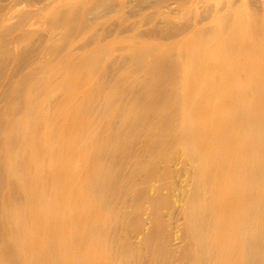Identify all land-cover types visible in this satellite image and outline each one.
Returning <instances> with one entry per match:
<instances>
[{
    "label": "bare ground",
    "instance_id": "obj_1",
    "mask_svg": "<svg viewBox=\"0 0 264 264\" xmlns=\"http://www.w3.org/2000/svg\"><path fill=\"white\" fill-rule=\"evenodd\" d=\"M50 1H48V3ZM21 2L20 4H22ZM48 3H46V5ZM106 3H109V2H106ZM91 7H93V5ZM95 8H92V9H95ZM93 12L90 11V13L92 14ZM5 19H6V15L1 17L0 23L2 24V22H4V24L2 25H5V21H4ZM98 19H101V18H98ZM259 25L253 28H257V30H254V31H257L256 33L259 35V37L260 36L262 37L257 38L254 31L251 30V32H249V35L251 37L250 40H246V41L243 40L241 42L236 40L238 41V43H235L236 42L235 41L234 45L232 41L234 39H230V38H235L234 35H230L228 33H225V35L223 34L222 38L224 40V36H225V40H224L225 44L226 45L228 44L229 46H225V47L221 46L220 50H218L219 51L218 56H212L211 55L212 53H211L210 56L207 55V56L197 57L196 55L197 53H195V56H192V57H190V55H192L190 54L189 55L190 58H189L187 57L188 52L187 54L185 53L187 55L185 56V58L186 57L187 59L189 58L188 59L189 61L190 59L194 60L193 66H191L190 64L191 62L188 61L189 63L187 65V68H185V71H184L185 75L183 73V76L186 78L185 80H187L189 88L192 89L194 92L191 93L187 91L185 88L187 84H185L184 86L185 80L183 81L184 83L181 81L184 86L183 88L185 89V91L181 93L180 95V100L182 102V107H181L182 113L174 112V105H176L174 104V102L176 103L174 98H176L179 95V92H180L179 88H176L173 90L170 87L167 89L168 90L167 93L160 92L150 102V104L153 107L156 106L154 108L160 107L161 109H165V106L167 105L168 106L166 107V110H167L166 115H164V117L161 115L160 119H163V120H160L158 118L159 120L153 122V121H150V118H147V120L149 119L148 122L152 124L151 127L153 126V129L156 128L159 131L158 134L150 133L152 128L149 129V127L145 124L146 131H149V136H148L149 141H148V146L144 149H141V152H145V154L148 153L147 155H150L151 153L155 154V151H157L158 149L156 147L165 146L164 155L159 156L160 158L158 157L160 159L159 160L160 167L157 166L158 167L157 168L154 166L151 168L152 166L151 165L150 166L151 169L145 175V182H144L145 194L143 193L145 195V199L149 200V197L152 198V194L155 191H157L155 185L159 181H161L163 186L168 185L169 183L170 186H172L174 189V187L177 184V183L176 184L174 183L175 185L172 184V181L174 182V178L179 177L181 179V177L182 178L188 177V175L190 178V179H187L186 181L184 180L186 187L185 185L184 186L181 185V187H178L179 185L178 184L177 185L178 190H177V187H175L177 191L173 190L174 192L171 193L173 199H175L174 195L180 196V200L175 199V203L176 202L181 203L184 207V209H182L183 214L185 216L184 238L188 242L186 243L189 244V246H193V250L190 249V247L188 249L185 248L186 250L184 249L185 250L184 253L180 255V258L179 260L176 261L177 262L176 264H264V26L261 27ZM258 27L259 28L261 27L260 30ZM212 30H214V28ZM251 33L252 34L254 33L253 35L256 37H253ZM149 34H153V33H149ZM214 35L216 36L213 38L214 40L212 41H215L214 44L217 43V45H220L218 41L215 39L218 37L217 36L218 34H214ZM206 36H203V37H206ZM95 38L98 40L97 37ZM101 39H103V37H101ZM102 41L103 40H101V42ZM111 41H113V38ZM84 42L83 44H86ZM192 43L194 42L192 41ZM194 44H192L193 47H194ZM217 45L216 47H218ZM184 47H187V46H184ZM184 47L183 45L181 47L183 48V52H184ZM96 49H98V47ZM188 50H190L189 52H191V48L189 49L188 47ZM98 51L100 50H97V52ZM136 51L137 50H135V53ZM228 51H229V56H221L220 52L227 53ZM230 51H232L233 56L230 55ZM90 52L89 54H92L94 51L92 53ZM253 52L259 53V55L254 54L255 56H253L252 54ZM250 53H251V56H250ZM203 54L206 55L205 53ZM67 55L70 56V57L68 56L70 59L71 54L69 52H67L66 56L64 55L63 57L67 58ZM86 56L88 57L87 54ZM72 57L74 56L72 55ZM74 58L72 59V61L76 60ZM76 58H79V57H76ZM89 58L86 59V64ZM25 59L22 61H25ZM112 59L114 58L112 57ZM133 59H136V58H133ZM168 59L169 57L167 58V60ZM30 60H29V64H30ZM65 61L63 59L59 63V65L61 63L64 67L68 65L69 63L67 62L68 64H66ZM72 61L70 62L71 66H72ZM113 61L112 63H114ZM55 63L57 62L54 61V65ZM73 63H75V61ZM79 64L81 63L79 62ZM79 64L78 66L80 68L81 65ZM45 65H46V62H45ZM189 65L191 66V68ZM185 66L186 64H184V67ZM61 67L60 69H62ZM71 68H70V71H71L70 73H72V70H73V69L71 70ZM197 68H200V69L197 70ZM10 69H12V67ZM14 70H10V71L14 72ZM48 70L49 71L51 70L50 72L52 73L55 72V71H52L53 68L51 69V66ZM77 70L79 71L80 69H77ZM216 70L222 71V72L220 71L221 73L218 71L220 74H217L219 75L218 77H220V79H216L215 77L213 78L212 76L213 72H214L213 75H215V73L217 72ZM63 71L64 69L61 72H58V71L56 72L61 74ZM1 73H4V72H1ZM18 73L20 72H16V77ZM59 74H57L58 76H56L55 78H58V77L60 78L61 76H59ZM75 74H73V76ZM136 74L137 73H135V76ZM49 75L51 77V74ZM68 75L70 76V74ZM129 76L131 77L130 74ZM41 77H43L44 79L40 78L37 80L35 79V77H32V79L28 83L27 88H30L31 93L29 92L30 95L28 97H27V94H25V101H23L24 103L20 107V112H19L20 115L16 118H11V119L6 118L8 120H6L4 128H1L0 126V264H111L109 261L110 259L109 256H111L113 245L115 243L117 244V241H116L117 235L115 234H118V233H117V230L111 231L109 222L111 221L110 216L112 212L115 213L117 211V207L114 204L116 202L115 199H117L118 196L120 197V195H118L119 194V188H118L119 183L116 180L115 173L109 172L108 174V171H110L113 166H110L109 164L110 170L108 169L106 170V168L104 170L103 169L101 170L100 163H102L103 161L100 162V160L102 159L105 160V159L110 158L113 165L115 166L120 165L122 169L125 168V162L127 160L126 161L124 160L125 156L121 157L120 160L115 159V158L112 159L111 158L112 156L110 157V155H113L111 154L113 152L112 151L113 149L110 146L108 147V145L106 146L101 145L99 138L94 135L95 132L94 133L91 132L93 131V129L90 127L92 126L90 125L91 124L90 119L86 117L87 115L85 113L86 111L84 112L86 115L85 114H84L85 116L83 115L84 118L82 116L79 117V115H76L77 117H79V118H76L77 120L74 118V120L76 121L72 120V117H69L70 110L67 111L68 109L66 110L65 105H71L72 103L77 101L78 96L80 95L77 92V89L76 90L71 89L69 90V93L67 92L68 95L66 96V99H65V102L67 104H65L62 107L61 111H59L57 114L52 115L51 114L52 105L50 106L51 101L53 102V100L56 99V98L54 99V97L57 96L56 93L57 94L61 93L59 92L61 88L62 89L65 88V90L67 89L66 86L63 85V84H66L65 83L66 80L63 82L62 86H60V83L62 82L61 80H64V79L61 78L57 80L58 81L57 84L60 82L59 83L60 88L57 91L58 88H55L54 87L55 85L53 86L46 85V87H43V88L42 86L40 87L39 85H42L43 82H46L48 81V79H50V77H47L48 79L45 78L44 76H41ZM66 77L68 78V76ZM11 78H13V76H11ZM55 78L51 80H55ZM73 78L74 77H72V79ZM130 79L131 78H129V81ZM7 80L8 81L6 83H9V81H12V79H7ZM16 80H18V78ZM124 80L126 79L124 78ZM150 80H151V77H150ZM170 80L171 82L173 81V79H170ZM170 80L159 82L160 87L161 88L164 86L167 87L168 82ZM178 80H179V77L177 78V81ZM218 80L222 81L221 87H219L221 83L219 86L217 85ZM5 81L6 80H4V83ZM117 81L119 82L120 80H117ZM121 81H123V79ZM133 81L131 82L133 83ZM118 82L116 83L119 84L120 82L119 83ZM139 82L141 83V81ZM71 85L72 84H70V86ZM129 85L131 86V84ZM145 85L147 86V82ZM82 86L83 85H81V87ZM99 88L100 87H98V89ZM41 89L43 91L42 94L44 93L43 95L45 96L44 102H40L38 99L37 91L39 92V90ZM81 89H83V87ZM84 89L88 91L87 88H84ZM26 91L25 93H28ZM86 91H81V94L83 92L82 96H84V93ZM92 91L90 92L94 93V90ZM118 91H117V94L119 93ZM21 92H22V89H21ZM145 93H148V91L144 92V94ZM87 94L89 95V92H86V96ZM144 94L143 95L141 94L142 97L140 96L142 99H143ZM5 95H6V92H3L2 95H0V103H3L2 101L5 99L4 98ZM39 95L41 97L43 96L40 94V92H39ZM82 96L80 97L83 98ZM7 97H9V95ZM146 97L147 95L145 96V99ZM89 98L86 97V101H88ZM141 98H140V101H141ZM209 99L214 100L215 103L220 101L221 108H215L214 107L216 106L215 104L212 107L211 106L209 107L207 105V102ZM97 100H99V98L96 99V101ZM223 100L225 101V104L222 103ZM5 102L6 101H4V103ZM61 102L63 101L61 100L60 103ZM80 102L78 100L75 103L74 108L78 107L77 105L79 104L81 106L83 102L85 101L81 99ZM63 104L64 103H62V105ZM169 104H171V108H173V110L171 111L169 110V107H170ZM138 105L140 106V104ZM116 106L121 107V109L123 110L128 109V107L126 108L127 104L125 108L124 107L122 108V105L120 106L118 104H116L115 107ZM96 107H94L93 105L91 107H86V109L89 108L88 114H92L91 112L92 109L93 108L95 109ZM70 108L71 106L69 107V109ZM83 108H84V104L82 105V109ZM99 108L101 110V107ZM86 109L84 108V110ZM107 109L109 108H105L104 106L103 112H105V110ZM121 109H118L122 111L121 113L115 112L116 113L115 114L112 111V115L114 114L118 118H114V115L111 118H114L115 120L120 119V115L124 112ZM62 111H65L67 113H64ZM109 111L107 112L108 114H109ZM133 111H136V110H133ZM14 112L16 113V111ZM72 112L73 111L71 110V113ZM78 112L80 113L79 109H78ZM3 114H5V111L0 109V118ZM101 115H102V112H101ZM208 115L211 117L210 121H206V118L208 117ZM4 116L6 115H3V117ZM122 116L124 115L122 114L121 117ZM143 118L145 120V117H142V119ZM203 119H205V121ZM111 121L113 122L114 120L111 119ZM122 121L123 119L122 120L120 119V122ZM136 121H135L136 124L131 125V128H130L131 133L128 134V136H126V137H129V139L126 138L125 140V134H124V129H123L124 127H120L119 129H117V127L119 126V122H118V125H116L117 127L116 128L114 127L113 124H115L117 121H115V123L113 122V124L107 123V124H110V127L108 128L109 136L112 135V137H114L118 142L120 143L122 142L121 144L125 143L124 147L128 144H131L132 140H136L132 138H134V135H138L136 134L138 128L139 127L142 128L141 126H143V124L141 123L142 121L140 120H136ZM103 122L101 123L103 124ZM107 122H109L108 119H107ZM96 123L97 122H95V124ZM104 125L106 126V124ZM167 125L172 126V127L169 128ZM134 128H137V130H135L136 131L135 134L133 133ZM96 129L98 130V127H96ZM100 129H102V127H100ZM143 132H145V130H143ZM115 139L114 141H116ZM127 140H128V144L124 142ZM112 143L114 144V142ZM112 143H109V144L111 145ZM115 144L117 146V143ZM126 148H128V146ZM177 148L182 150V153H184L182 156H184L185 159H183V161L181 160V162L178 160L179 156L177 154L176 155L174 154V150H176ZM146 150H147V153H146ZM108 151L110 152V154ZM92 152L98 153L97 157H99V159L95 160V158H93L94 161H91L90 163L89 161L88 162L84 161L86 156ZM152 154L150 155L151 158L155 159V155L153 154L154 157H152ZM93 155L91 157H93ZM114 155H117V154L115 153ZM156 155H158V153ZM143 158L144 157H142V161H143ZM138 160L141 162V159H138ZM130 163H126V164H130ZM141 163L143 164L144 162H141ZM104 164H106V161ZM102 166L105 167V165H102ZM130 166L129 168H132ZM141 166L139 167L138 165H135V167L133 168H136V167L141 168ZM174 167H177V168H174ZM189 171L191 172V174H189L190 173ZM132 172H131L132 175L128 174V176L130 175V177H128V179L130 178L128 181L134 180L137 175V172L134 173V169ZM134 174L136 175L134 176ZM132 176L134 177V179H131ZM125 181L127 182V180H124V182ZM191 183H192V186H191ZM134 187L136 186H133V188ZM148 189H149V192H148ZM160 191H158L159 193H157V195L160 194ZM122 198H123V195H122ZM142 202H146V200ZM142 202H139V204H141ZM173 204H171L172 207L175 206V205L173 206ZM152 205H153V202H152ZM168 206H169V203H168ZM86 208L87 209L91 208L92 213L85 211ZM118 210H119V206H118ZM106 211L107 213L105 214ZM164 211H167V210H164ZM108 213H110L109 216H107ZM144 216H146V214ZM116 221L118 222L119 220L116 219ZM162 231L164 230L162 229ZM151 234L155 236L157 235L155 231L154 233L151 232ZM148 236H149V239H147L148 237L144 238L146 239L145 241L146 242L151 241L152 242L151 246L154 243L153 248L154 250H157L155 248H157L158 246L160 247V245L158 244L157 247H155L156 246L155 244L157 243L153 242L152 238L150 240L151 235H148ZM155 236L154 237L152 236V237L155 239ZM122 238L123 239H121L120 241V243H122L120 245V248L118 249L116 253H114L115 258H117L115 261V264H131L135 260L137 250L133 246V243H132L133 241L130 243V239H128L129 237L128 238L122 237ZM164 244L165 245H163V248H164L163 251L159 253L158 252L156 253L153 250V248L150 249V246L147 247L150 249V250L148 249L150 251L148 252L149 253L148 257H150L148 264H171L172 260L174 261L176 252L174 253V250L171 249V247H169V244L167 241Z\"/></svg>",
    "mask_w": 264,
    "mask_h": 264
},
{
    "label": "rangeland",
    "instance_id": "obj_2",
    "mask_svg": "<svg viewBox=\"0 0 264 264\" xmlns=\"http://www.w3.org/2000/svg\"><path fill=\"white\" fill-rule=\"evenodd\" d=\"M21 1L22 0H0V20H1V17L6 15V19L4 20L5 25H2V24H4V22H2V24L0 23V30L3 32L2 33L0 31V60H1L0 61L1 62L0 63V73L4 72V73H1V75H0V77H1L0 78L1 79L0 80V88H1V90L3 89L2 92L0 90V95H2L3 92H6V95L4 97L5 99L3 98L4 100L2 101L3 103H0V109L5 111V114H3V115H6L4 117L2 115L0 118L1 128H4L6 120L11 119V118H16L20 115V113H19L20 107L24 103L23 101H25V94H27V97L30 95L29 94L30 88H27V87H28V83L30 82L32 77H35V79L38 80L40 78L44 79L41 76H44L45 78H47V77H50L49 74H51L50 79L47 78L49 82L46 81L47 84H46V82H43V84L39 85V86L40 87L42 86V88H43V87H46V85H48V86L55 85L54 87L58 88L57 91L59 90L60 86H62L63 82L66 80L65 81L66 84H63V85H65L67 89L65 90V88H64L65 86L63 87L64 89L61 88V90H59V92H61V93H59V94L56 93L57 96L54 97V99L55 98L56 99L53 100V102L51 101V104H50V106L52 105L51 106V114L52 115L57 114L59 111H61L62 107L65 104H67L65 102V99H66V96L68 95L67 92L69 93V90H71V89L76 90L77 89V92L80 94V95L78 94L79 96H78L77 101L79 100V102H80L81 99L84 100L85 102H83V104H84L85 109H86V107H91L92 105L94 107H96V105H97V107H96L97 109L93 108L91 111L92 114H88L89 108L86 110H84V108L82 109L83 104L81 106H80V104L77 105L78 107L80 106L79 108L78 107L74 108L75 103L77 102L76 101V102L72 103L71 105H65L66 110L67 109H68L67 111L70 110L69 111V113H70L69 117H72V120H74V118L76 119V118H79L81 116L84 118V116L87 114L88 116L86 115V117H88L90 119V123H91L90 125H92V126H90V125L89 126L93 129V131H91V132L96 133V134L94 133V135L99 138L101 145H103V146L108 145V147L110 146L113 149V150L111 149L113 151L111 154H113V155L115 153L117 154L114 156L110 155V157L112 156L111 157L112 159L115 158V159L120 160L121 157L125 156L124 160L125 161L127 160L125 162V168H124L125 170L122 169V167L120 165H118L120 168L117 165L116 166L113 165L110 158L105 159V160L104 159L100 160V162L103 161L102 162L103 164L100 163L101 170L102 169L104 170L105 168H106V170L107 169L110 170L109 164H110V166H113L111 168V170L108 171V174H109V172L115 173L116 180L119 183L118 184V186H119L118 187L119 188V194L118 195H120V197H121L120 198L118 196L117 199H115L116 202L114 205H116L117 211L115 213L112 212V214L110 216L111 217L110 218L111 221L109 222L110 223V229H111V231L117 230V233H118V234H115V235H117L116 241H117L118 245L115 243L116 245L114 244L112 247L113 253L111 252V256H109L110 263L115 264V261L117 258H115L114 253H116L118 251V249L120 248V245L122 244V243H120V241H121V239H123L122 237H126V238L129 237L128 239H130V243L133 241L132 242L133 246L137 250L135 260L131 264H138V263L148 264V261L150 259V257H148L149 256L148 252H150L149 250L153 248L154 243L151 246L152 242L151 241H149L150 243L148 241L146 242L145 241L146 239H144V238L148 237L147 239H149L148 235H151L150 240L152 238L153 242L157 243V244H155L156 245L155 247H157L158 244L160 245V247L158 246L157 248H155L157 250H154V248H153V250L156 253L162 252L164 249L163 245H165L164 243L166 241L168 242L169 247H171V249L174 250V253L176 252L175 253L176 256L174 257V261L172 260L171 264H176L177 263L176 261L179 260L180 255H182L184 253V251L186 249H188L189 247H190V249L193 250V246H189V244H187L188 242L184 238L185 216H184L183 211H182V209H184V207L181 203H178V202L175 203V199L180 200V196L174 195L175 199H173L171 193H173L176 190L175 187H177L178 184H179L178 187H181V185L184 186L185 185L184 180L186 181L187 179H190V178H189V175H188V177H183V178L181 177V179L179 177L174 178V182L172 181V184L175 185L177 183L176 186L174 187V189L172 186H170L169 183H168V185L163 186L161 181H159L155 185L157 191H155L152 194V198L149 197V200L145 199V195H144L145 194V191H144L145 175L152 167H154V166L160 167L159 166L160 165V161H159L160 157L159 156L164 155V147H165V146L156 147L158 149H157V151H155V154L153 153L155 155V159L151 158L150 155L152 153L150 155H147L148 154L147 150H146L147 154H145V152H141V149H144L148 146V141H149L148 140L149 131H146V129H145L146 125L149 127V129H151V128L153 129V126L151 127L152 124H150L148 122L149 119L147 120V118H150V121H153V122L159 120L161 118V115L163 117H164V115H166V113H167L166 107L168 106V105L165 106V109H161L160 107H157L158 108L157 109V108H154L156 106L153 107L150 104V102L160 92L167 93L168 92L167 89L170 87L173 90L176 88H179V91H180L179 95L176 98H174L176 101V103L174 102V104H176V105H174V112L182 113V110H181L182 109L181 108L182 102L180 100V95H181V93H183L185 91V89L183 88L185 86V84H187L185 86L187 91H189L191 93L194 92L192 89L189 88L187 80H185L186 78L183 76V73L185 71V68H187L188 63L191 62L190 63L191 66H193V63H194L193 59H190V61L188 59L192 56H195V53H197L196 54L197 57L207 56V55L210 56L211 53H212L211 54L212 56H218L219 55L218 50H220L221 46H224V47L229 46L228 44L227 45L225 44V41H224L225 36H224V40L222 38L223 34L225 35V33H228L230 35H234V37L236 39L230 38V39H234V40H232L233 45H234V42L236 40H238L239 42H241L243 40L244 41L250 40L251 37L249 35V32H251V30L252 31L257 30V28H253V27H257L259 24H260L259 26H261V27L264 26V0H112V1L111 0L110 1H108V0L107 1L106 0H88V1L87 0H51V1L50 0H23L24 2L23 1L21 2ZM48 1L51 2V3L49 2L50 5H49ZM20 2L22 4H20ZM106 2H109V3H106ZM46 3H48V4L46 5ZM92 5H93V7H91ZM46 7H48V8H46ZM92 8H95V9H92ZM90 11H92V12L95 11V12H93V14L95 15L97 13L96 15L98 17L96 15L94 16L92 13H90ZM114 11H115V13H114ZM89 13H90V15H89ZM100 13H102V14H100ZM103 13H105V14H103ZM22 15H23V17H22ZM101 15L102 16L104 15L105 17L103 16L104 17L103 18ZM224 15H225V17H224ZM256 15L259 17H257ZM89 17L91 20L89 19ZM254 17H256V18H254ZM98 18H101V19H98ZM102 23H104V24L106 23L105 26ZM100 25H102V26H100ZM188 25H190V26H188ZM212 27L214 28V30H212L213 29ZM260 28H259V30H260ZM198 31H199V33H198ZM235 31H236V33H235ZM256 32L257 31H254L257 38L262 37V36L259 37V35ZM142 33H143V35H142ZM149 33H153V34H149ZM214 34H218L217 35L218 39L217 38H215V39L218 41V43L220 45H217V43L214 44L215 41H212V40H214L213 38L216 36ZM95 35H97V36H95ZM166 35H168V36H166ZM203 36H206V37H203ZM256 36L253 35V37H256ZM95 37H97L98 40ZM101 37H103V39H101ZM49 38H51V39H49ZM112 38H113V41H111ZM124 38H126V39H124ZM206 38H207V40H206ZM95 40L97 43L95 42ZM101 40H103V41L101 42ZM123 40H124V42H123ZM192 41L195 44L192 43ZM204 41H205V43H204ZM208 41H209V43H208ZM238 41H236L235 43H238ZM83 42L86 44H83ZM100 43H101V45H100ZM191 43L194 44V47ZM199 44H200V46H199ZM205 44H206V46H205ZM182 45H183V47L187 46V47H184V52H183V48H181ZM201 45H202V47H201ZM216 45L218 47H216ZM96 46L98 47V49H96L97 48ZM100 46H102L103 48ZM190 46H192V47H190ZM207 46H208V48H207ZM188 47H189V49L191 48V52H193V53L189 52L190 50H188ZM101 48H102V50H101ZM217 48H219V49H217ZM160 49H162V50H160ZM97 50H100V51L97 52ZM135 50H137L136 53H135ZM142 50H143V52H142ZM60 51H61V53H60ZM67 52H69L71 54L70 59H69V57H70L69 55H67V58L63 57L64 55L66 56ZM89 52L90 53L93 52L92 53L93 55L89 54ZM187 52H188V56L186 55ZM256 52L252 53L253 56H255L254 54L259 55V53H256ZM203 53H205L206 55H204ZM214 53H215V55H214ZM86 54L88 55V57L86 56ZM94 54H95V56H94ZM190 54H192V55H190ZM220 54H221V56H229V51L227 53L226 52H220ZM72 55L75 58L72 57ZM189 55H190V57H189ZM230 55L233 56L232 51H230ZM258 55H256V56H258ZM84 56H86V57H84ZM185 56H187L189 58L187 59V57L185 58ZM250 56H251V53H250ZM22 57H24V58H22ZM76 57H79V58H76ZM89 57H91V58H89ZM112 57L114 59H112ZM168 57H169V59L167 60ZM6 58L7 59L9 58V59L7 60ZM19 58H20V60H19ZM30 58H31V60H30ZM73 58L76 60L72 61ZM80 58H82V59H80ZM88 58H89V60H87V64H86V59H88ZM94 58H96V59H94ZM129 58H131V59H129ZM133 58H136V59H133ZM24 59H25V61H22ZM63 59H64V61L67 60V61H65L66 64L69 63L65 67L62 65V63L59 65V63ZM29 60H30V64H29ZM51 60H53V61H51ZM90 60H91V62H90ZM12 61H13V63H12ZM54 61L57 62V63H55V65H54ZM71 61H72V66L75 64L73 67L71 66V63H70ZM74 61H75V63H73ZM78 61L81 64H79ZM112 61L114 63H112ZM45 62H46V65H45ZM183 63L186 64L185 67H184ZM78 64L81 65L80 68H79ZM156 65H157V67H156ZM50 66H51V69L53 68L52 71H55V72L52 73V72H50L51 70L50 71L48 70L50 68ZM191 66H190V68H191ZM11 67H12V69H10ZM60 67L62 69H60ZM76 67H78V68H76ZM170 67H172V68H170ZM32 68H34V69H32ZM54 68H55V70H54ZM58 68L61 71L64 69V71L62 72L63 75H62V73L61 74L58 73V72H61ZM70 68H71V70L73 69L72 73H70L71 72ZM178 68H179V70H178ZM183 68H184V70H183ZM77 69H80V70L78 71ZM163 69H165V70H163ZM166 69H168V70H166ZM199 69L200 68H197V70H199ZM10 70H14V72L10 71ZM34 70L36 71V73ZM38 70H39V72H38ZM56 71H58V72H56ZM133 71H134V73H133ZM216 71H215L216 72L215 75H213L214 74V72H213L212 76H213V78L215 77L216 79H220V77H218L219 75H217V74H220L222 71L221 70H220L221 72L219 70H216ZM5 72H6V74H5ZM16 72H20V73H18L17 77H16ZM46 72H48L49 74ZM103 72H104V74H103ZM156 72H157V74H156ZM32 73L33 74L35 73V74L33 75ZM66 73H67V75H66ZM135 73H137L136 74L137 77L135 76ZM57 74H59V76H61V77L55 78L56 76H58ZM68 74H70V76ZM73 74H75L77 78L75 77V75L73 76ZM129 74L131 75V77L129 76ZM165 74H167V75H165ZM71 75H72V77H74L73 78L74 80L72 79ZM184 75H185V73H184ZM11 76H13V78H11ZM66 76H68V78ZM103 76L106 78H104ZM139 76H140V78H139ZM145 76L149 81L145 78ZM148 76H149V78H148ZM163 76H165V77H163ZM150 77H151V80H150ZM178 77H179V80L177 81ZM6 78L12 79V81H9V83H6L8 81ZM17 78H18V80H16ZM54 78H55V80H51ZM61 78L64 80H61L62 81L61 83L59 82L60 83V86H59V83L57 84V82H58L57 80L61 79ZM69 78H71V79H69ZM124 78L126 80H124ZM129 78H131L130 81H129ZM47 79H45V80H47ZM122 79H123V81H121ZM133 79H134V81H133ZM145 79H146V81H145ZM170 79H173V81L171 82ZM4 80H6L5 81L6 84L4 83ZM68 80L70 83L68 82ZM104 80H105V82H104ZM117 80H120L119 81L120 83ZM165 80H170L168 82V86L167 87L164 86L161 88L159 85V82H164ZM184 80H185V83L183 82ZM50 81H51V83H50ZM131 81H133V83ZM139 81H141V83ZM181 81L184 83V86H183V83ZM67 82H68V84H67ZM116 82H118L119 84H117ZM146 82H147V86L145 85ZM217 82H218V84H217L218 86L221 83V85L219 86V87H221L222 81L218 80ZM15 83H16V85H15ZM54 83H56V84H54ZM124 83H126L127 85ZM143 83L147 87V89L143 85ZM70 84H72V85L70 86ZM111 84H113V85H111ZM129 84H131V86ZM81 85H83L82 86L83 89H81L82 88ZM116 85H118V86H116ZM157 85H159V86H157ZM181 85H182V87H181ZM126 86L128 89L126 88ZM98 87H100L99 88L100 90L98 89ZM84 88H87L88 91H86V89H84ZM117 88L119 91L117 90ZM180 88H182V89H180ZM21 89H22V92H21ZM91 89L94 90V93H92L93 91ZM26 90H28V91H26ZM25 91L28 93H25ZM81 91L89 92V95L87 94V96H86V92H85L84 96H82L83 92L81 94ZM90 91H92V92H90ZM109 91H111V92H109ZM117 91L119 92L118 94H117ZM147 91H148V93L144 94V92H147ZM39 92L41 95L44 94V93L42 94V92H43L42 89L39 90ZM39 92L37 91L38 99L40 102H44L45 96L43 95L41 97L39 95ZM141 94L142 95L144 94L143 99L141 98L142 97ZM8 95H9V97H7ZM133 95H135V96H133ZM146 95H147V97L145 99ZM80 96H82L84 99L81 98ZM86 97L87 98L90 97L88 101H86ZM93 97H95V98H93ZM100 97H102V98H100ZM139 97L141 98V101H140ZM21 98H22V100H21ZM98 98H99V100L96 101V99H98ZM93 99H95V100H93ZM61 100L63 102L60 103ZM104 100H106V101H104ZM120 100H121V102H120ZM4 101H6V102L4 103ZM62 103H64V104L62 105ZM113 103H115V104H113ZM128 103H129V105H128ZM222 103L225 104V101L223 100ZM116 104H118L120 106L122 105V108L123 107L125 108V106L127 104L126 108L128 107V109H125L126 110L125 111V110L121 109V107H118V106L115 107ZM138 104H140V106ZM214 104L216 105V106H214L215 108H221V102L220 101L215 103L214 100L209 99L207 102V105L209 107L210 106L212 107ZM169 105H170L169 110L170 111L173 110V108H171V104H169ZM70 106L72 109L71 108L69 109ZM104 106H105V108H109V109L105 110V112H103ZM99 107H101V110ZM53 108H54V110H53ZM78 109H79L80 113L78 112ZM118 109H121L127 113L126 114L123 112L122 114L124 116H122V117H121L122 114L121 115L119 114L120 119L121 120L123 119L122 122H120V119H118L119 121L115 120L114 118H118V117L115 116L114 114H113L114 118H111V117H113L112 111H113V113H115V112L121 113L122 112ZM71 110L73 111L72 113H71ZM82 110H84V111H82ZM97 110H98V112H97ZM133 110H136V111H133ZM161 110H162V112H161ZM14 111H16V113ZM108 111H109V114L107 113ZM150 111H151V113H150ZM62 112L67 113L65 111H62ZM101 112H102V115H104V116L101 115ZM76 115H79V117H77ZM10 116H12V117H10ZM142 117H145V120H144V118L142 119ZM152 117H154V118H152ZM6 118H8V119H6ZM110 118L112 120H114L113 121L114 123H115V121H117V122L115 124H113V122L111 121ZM135 118H137V119H135ZM139 118H141L142 120ZM107 119L109 122H107ZM151 119H153V120H151ZM210 119H211V117L208 115V117L206 118V121H210ZM76 120H74V121H76ZM136 120L142 121L141 123L145 127L141 126L142 128L139 127L138 130H137V128H134L133 130L134 131L137 130V133H136V131L134 132L132 130L134 134L136 133L138 135L133 134L134 138H132V139H136V140H132L131 144H128V140L124 141V142H126V144H128L124 147L125 143L121 144L122 142L121 143L118 142L114 137H112V135L109 136L108 128L110 127V124H107V123L113 124L114 127L116 128L117 127L116 125H118V122H119V126L117 127V129H119L120 127H124L123 129H124V134H125V140H126V138L129 139V137H126V136H128V134L131 133V131H130L131 125L136 124V122H137ZM160 120H163V119H160ZM203 120L205 121V119H203ZM103 121H105V122H103ZM95 122H97V123L95 124ZM101 122H103V124ZM104 124H106V126ZM113 125H111V126H113ZM93 127L95 128V130ZM96 127H98V130L96 129ZM100 127H102V129H100ZM168 127L171 128L172 126H168ZM142 129L145 130V132H143ZM152 129H151L150 133H154V134L159 133V131L156 128H155L156 130L155 129L152 130ZM106 130H107V132H106ZM125 131L126 132L130 131V132L126 133ZM138 131H140L141 133ZM93 133H92V135H93ZM100 134H102V135H100ZM108 137H110V138H108ZM114 139L116 141H114ZM112 142H114V144L117 143V146H116V144L114 145ZM134 142H135V144H134ZM109 143H112L113 145L111 144L112 145L111 146ZM127 146H128V148H126ZM131 146H132V148H131ZM136 146L137 147L139 146V147L137 148ZM120 147H121V149H120ZM124 148H126V149H124ZM157 153H158V155H156ZM109 154H110V152H109ZM141 154H143V155H141ZM153 154H152V157H154ZM174 154L175 155L177 154L179 156L178 160L180 162H181V160L183 161V159H185V157L182 156L184 153H182V150H180L179 148L174 150ZM92 155H93V157H91ZM97 155H98V153H95V152L89 153V155L86 156L84 161H87V162L89 161V163H90L91 161H94L93 158H95V160H98L99 157H97ZM89 156H90V158H89ZM141 156L144 157L143 161H142ZM134 159H135V161H134ZM138 159H141V162H144L143 164H145V165H143ZM105 161H106V164H104ZM126 163H130V164H126ZM148 163H150V164H148ZM102 165H105V167ZM135 165H138L139 167L141 165H143L144 167L141 166V168H139V167L133 168V167H135ZM129 166L132 168H129ZM146 166H147V168H146ZM150 166H151V168H150ZM174 168H177V167H174ZM119 169H120V171H119ZM133 169H134V173L137 172V175L134 174V176L136 175V177H135L136 180L132 176L131 179H134L135 181L134 180L128 181L130 179V178L128 179V177H130V175H132ZM136 169H138L139 171ZM144 169H145V171H144ZM116 174L118 175V177ZM128 174H130V175L128 176ZM189 174H191V172ZM120 176H121V178H120ZM124 180H127V182L126 181L124 182ZM132 181H133V183H132ZM133 186H136V187L133 188ZM191 186H192V183H191ZM178 187H177V190H178ZM185 187H186V185H185ZM168 189H170V190H168ZM171 189H172V191H171ZM160 190H162V191H160ZM158 191H160V194L157 195V193H159ZM148 192H149V189H148ZM122 195H123V198H122ZM135 197H136V199H135ZM118 198H120V199H118ZM144 200H146V202H142ZM166 200H167V202H166ZM139 202H142L141 203L142 205L139 204ZM152 202H153V205H152ZM168 203H169V206H168ZM122 204H124V205H122ZM171 204H173V206L174 205L175 206L172 207ZM117 205L119 206V210H118ZM134 207H136V208H134ZM90 209L86 208L85 211L92 213V209H91V211H90ZM156 209H157V211H156ZM164 210H167V211H164ZM106 213H107V211L105 212V214ZM145 214H146V216H144ZM109 215H110V213H108L107 216H109ZM116 219L119 221L117 222ZM128 220H129V222H128ZM113 222H114V224H113ZM159 223H160V225H159ZM146 225H147V227H146ZM156 226H157V228H156ZM150 229H152V230H150ZM162 229L164 231H162ZM182 230H184V231H182ZM126 231H127V233H126ZM154 231L157 234L156 236L151 234V232L154 233ZM158 235H159V237H158ZM152 236L153 237L155 236V239ZM143 241H145L146 243ZM149 246H150V249L147 248ZM158 248H159V250H158ZM138 252H139V254H138ZM158 263H160V262H158Z\"/></svg>",
    "mask_w": 264,
    "mask_h": 264
}]
</instances>
